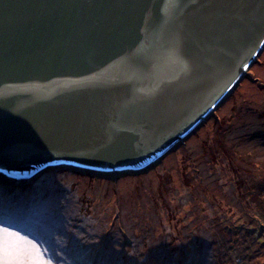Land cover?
Here are the masks:
<instances>
[{
    "label": "water",
    "instance_id": "obj_1",
    "mask_svg": "<svg viewBox=\"0 0 264 264\" xmlns=\"http://www.w3.org/2000/svg\"><path fill=\"white\" fill-rule=\"evenodd\" d=\"M264 50V0H0V177L141 172Z\"/></svg>",
    "mask_w": 264,
    "mask_h": 264
},
{
    "label": "rangeland",
    "instance_id": "obj_2",
    "mask_svg": "<svg viewBox=\"0 0 264 264\" xmlns=\"http://www.w3.org/2000/svg\"><path fill=\"white\" fill-rule=\"evenodd\" d=\"M54 176L48 198L28 203L0 180V264H95L99 253L102 264H264V50L224 103L150 167L112 181ZM35 179L11 185L23 191ZM118 209L127 240L118 245L123 235L112 230L109 245L104 224Z\"/></svg>",
    "mask_w": 264,
    "mask_h": 264
},
{
    "label": "trees",
    "instance_id": "obj_3",
    "mask_svg": "<svg viewBox=\"0 0 264 264\" xmlns=\"http://www.w3.org/2000/svg\"><path fill=\"white\" fill-rule=\"evenodd\" d=\"M64 172H67L70 175H74L75 177H78V178H86V179H90V180H92L90 178V177H92V175H93V177H95V175H96V177L98 176V174L97 173H94V172H88V171H85V170H82V169L71 168V167H68V166H58V167L51 168V169L47 170L46 172H44L42 175H40L39 177H37V179H35L34 181H32L33 183L31 182V184L28 185V187L26 189H23V191L20 188H16V187L13 188V186L10 185V183H7L6 181H3L1 177H0V180L3 183H6L7 185H10V189H11L10 190V193L12 195H16V197H19L20 199H23V202L28 203V202L31 201L32 194L39 195V196L41 195L42 198L44 200H46L48 197H47V192L44 191V190L45 189H49V188H53L55 186H58L56 184L59 183V182H57V179H55L51 183H48L49 180L51 178H54L55 177L54 175H57L59 173H64ZM79 173H83V174L80 175ZM115 176H117V175L116 174H113L112 177H110L111 178V181H112V179ZM106 178H107V180L108 179L110 180L109 177H106ZM55 188H57V187H55ZM18 193H20V194L18 195ZM115 215H117V218L116 219H110L109 224H108V222H106L104 224V227L106 228L105 229L106 232L104 234L103 240H105V243H107L109 245L111 244V242L114 241L113 240V237H114V234L113 233L115 231L118 232L119 234L123 235V238L120 239L122 241L121 242H117L118 245L122 244L123 241L127 240V238L124 237V234L120 231L121 224L119 222V220H120V212H119V209H118V212ZM107 224H108L109 227L106 226ZM112 230H114V232ZM102 235H103V233H102ZM82 236H84V235H82ZM109 245H107V247ZM92 259H91V261H94L95 264H102L105 261V254L99 253V254L96 255V259L95 260H92Z\"/></svg>",
    "mask_w": 264,
    "mask_h": 264
},
{
    "label": "snow or ice",
    "instance_id": "obj_4",
    "mask_svg": "<svg viewBox=\"0 0 264 264\" xmlns=\"http://www.w3.org/2000/svg\"><path fill=\"white\" fill-rule=\"evenodd\" d=\"M0 230H2V231H4V232H8V229L7 228H0ZM7 241L5 240V241H3V243H6Z\"/></svg>",
    "mask_w": 264,
    "mask_h": 264
}]
</instances>
